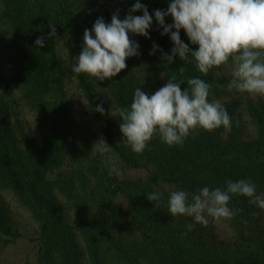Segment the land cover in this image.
<instances>
[{
  "label": "trees",
  "instance_id": "1",
  "mask_svg": "<svg viewBox=\"0 0 264 264\" xmlns=\"http://www.w3.org/2000/svg\"><path fill=\"white\" fill-rule=\"evenodd\" d=\"M140 2L150 14L166 11L169 4V0ZM125 3L129 11L135 0ZM110 7L111 0H0V189L10 191L38 226L37 264H264V229L253 219L261 209L247 198L234 196L229 206L238 210L234 216L238 221L247 222L250 235L242 233L225 246L217 244L201 225L186 234L191 218L168 215L170 192L163 189L194 193L204 186L223 187L227 180L247 179L256 185L257 194H264V103H245L255 129L251 140L243 137L234 103L224 105L232 118L230 129L201 131L174 147L154 137L143 154L132 153L121 143L114 119L96 111L99 88L107 89L118 110L130 105L142 81L147 83V93L153 94L148 82L158 83L162 74L166 81L169 77L184 80L182 90L187 78L200 76L211 85L210 101L226 95L231 78L219 76L218 69L204 76L178 58L166 64L162 54L173 45L170 34L161 36L155 21L150 38L130 35L139 43V55L129 58L127 68L116 77L96 84L83 74H73L85 29H91L100 17L109 23ZM165 23H172L171 17ZM49 25L55 27L51 37ZM180 35L189 43L183 30ZM40 37L47 38L43 48L35 45ZM56 37L65 41L67 67L86 102L87 114L103 125L102 138L113 148L110 165L114 166L115 156L127 169L146 171V181L120 180L109 174L110 165L96 153L87 157L90 145L69 104L66 73L56 57ZM153 44L159 50L149 55ZM189 47L196 46L189 43ZM5 67L10 70L9 79L4 77ZM15 92L38 116L41 148L24 131ZM68 160L71 169L64 171ZM152 191L163 194L157 208L147 200ZM59 198L75 212V225L65 220ZM118 199L125 202V210L117 205ZM0 234L4 246L20 237L1 201Z\"/></svg>",
  "mask_w": 264,
  "mask_h": 264
},
{
  "label": "clouds",
  "instance_id": "2",
  "mask_svg": "<svg viewBox=\"0 0 264 264\" xmlns=\"http://www.w3.org/2000/svg\"><path fill=\"white\" fill-rule=\"evenodd\" d=\"M137 12L142 15H134ZM166 17H171L172 23L166 24ZM153 21L162 29L161 36L170 34L173 47L162 54L166 64L178 58L206 76L230 60L227 90L264 98V0H169L166 11L157 9L151 14L146 5L135 0L122 20L115 13L109 23L100 17L91 29H85L82 49L74 57L71 72L83 74L96 84L116 77L127 68L129 58L139 55V43L131 40L130 34L150 38ZM49 27L51 37L56 34L55 27ZM181 30L196 46L194 50L181 40ZM46 39L38 38L35 45L43 48ZM157 50L159 46L153 44L149 55ZM184 70L183 66L179 69L181 73ZM181 84L185 81L169 77L153 94L137 87L130 105L118 109L121 143L132 153L143 154L154 137L168 147L183 146L190 135L231 128L232 118L225 106L219 100L208 99L211 85L206 80L200 76L187 78L183 90ZM96 111L104 113L102 103ZM91 151L110 165L113 148L103 138L92 145ZM109 174L119 175L118 169L110 165ZM234 196L245 197L264 210V195H257L252 181L240 179L227 180L223 187L204 186L194 193L171 191L167 213L172 218H191L192 222L186 225L187 234L196 225L207 226L210 218L234 217L238 210L229 206ZM162 198L159 191L147 194V200L154 202L156 208Z\"/></svg>",
  "mask_w": 264,
  "mask_h": 264
},
{
  "label": "rangeland",
  "instance_id": "3",
  "mask_svg": "<svg viewBox=\"0 0 264 264\" xmlns=\"http://www.w3.org/2000/svg\"><path fill=\"white\" fill-rule=\"evenodd\" d=\"M110 11L113 14L118 13L119 18L122 20L127 14L128 10L126 8L125 0H111ZM131 35V34H130ZM3 37V36H2ZM1 38V37H0ZM56 57L62 63L64 71L66 73L65 88L69 104L75 117L76 121L81 125V135L84 136L85 142L90 146L89 154L87 157H92L95 155V152L92 150V145L100 138H102V128L103 125L92 120L87 114V105L84 101L80 91L78 90L77 84L74 80V77L71 75L67 67V57H66V44L65 41L56 37ZM1 55V54H0ZM219 76L226 78H231V62H227L225 65H222L219 69ZM3 74L5 79L10 78V70L5 67L3 69ZM143 83V81H142ZM154 91L163 87L167 81L165 78L160 76L159 82L150 80L148 82ZM104 84V83H103ZM147 83L141 85V90L147 92ZM150 94V93H149ZM97 100L103 105L104 112L111 116L116 126L119 128L121 123L120 118L118 117V110L116 109L117 105L115 104L114 99L110 96L107 89L104 87L97 90ZM14 99L18 102L17 111L19 114V119L22 123L24 131L29 135L31 141L35 144L37 148H41L42 141L39 135L37 124L38 116L36 113L29 111L20 101L19 95L17 92L14 94ZM213 100H219L223 105H230L236 103L235 113L239 115L243 137L246 140H251L255 138V129L253 124L248 117L245 111V103L247 101L253 102H262L264 103V98L255 97L248 94H240L235 91L227 93L225 96H221L219 99L212 98ZM13 123V121H12ZM13 125V124H12ZM87 159V158H85ZM114 166L118 169L119 179L120 180H142L146 181L147 172L144 170H130L124 167V165L119 161L117 157L112 158ZM71 161L66 162V166L62 170H69L71 167ZM166 192H171L177 189H171L170 191L167 188ZM264 195V194H257ZM0 201L5 204L8 212L11 216L12 223L14 228L20 235L13 243L8 246H4L3 239H5L0 234V264H37L38 258V242L39 237L38 226L31 218L30 214L19 204L16 198L10 191L0 189ZM117 205L125 210L126 204L122 200L118 199ZM59 203L62 206V213L65 220L71 224H76V214L70 210L63 199L59 198ZM257 221L259 228L264 229V210H260L253 218ZM205 227V231L209 236L217 243L222 245H229L235 242L240 234L245 233L250 235L247 222H240L235 217L232 218H222L220 220H213L210 218L209 224Z\"/></svg>",
  "mask_w": 264,
  "mask_h": 264
}]
</instances>
